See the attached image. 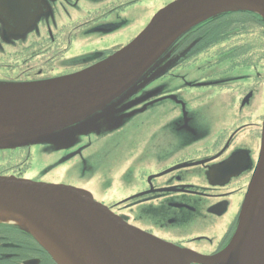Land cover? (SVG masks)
I'll return each mask as SVG.
<instances>
[{
  "label": "flooded vegetation",
  "instance_id": "1",
  "mask_svg": "<svg viewBox=\"0 0 264 264\" xmlns=\"http://www.w3.org/2000/svg\"><path fill=\"white\" fill-rule=\"evenodd\" d=\"M173 1L36 0L27 18L0 9V82L102 62ZM263 123L264 18L225 11L182 33L135 84L56 140L19 147L40 159L34 174L25 159L3 156L0 174L84 189L132 226L213 256L235 231ZM10 234L0 229V264H54L31 237Z\"/></svg>",
  "mask_w": 264,
  "mask_h": 264
},
{
  "label": "water",
  "instance_id": "2",
  "mask_svg": "<svg viewBox=\"0 0 264 264\" xmlns=\"http://www.w3.org/2000/svg\"><path fill=\"white\" fill-rule=\"evenodd\" d=\"M32 1L5 0L0 7L12 18H27ZM234 9L264 17V0H176L130 44L94 66L39 83L0 84V147L56 140L59 130L126 91L182 32ZM2 222L30 233L57 264H264V129L236 231L212 257L132 227L87 191L14 176H0Z\"/></svg>",
  "mask_w": 264,
  "mask_h": 264
},
{
  "label": "rangeland",
  "instance_id": "3",
  "mask_svg": "<svg viewBox=\"0 0 264 264\" xmlns=\"http://www.w3.org/2000/svg\"><path fill=\"white\" fill-rule=\"evenodd\" d=\"M32 150H33V148H32ZM4 151H8V150H4ZM4 151H3L2 154H1V152H0V163H3V162H4L3 157L6 158L8 161H9L10 159H13V158H19V160H21L22 158L25 157L24 153H22V154L20 155L19 150H18L17 156H15V157H10V156H8V155H7L8 152H4ZM2 156H3V157H2ZM39 160H40V159H39L38 157H31V158H29V164H31V165L29 166V174H34L35 171H37V170L40 168V163L38 162ZM25 161H26V160H25ZM14 164H16V163H13V165H14ZM23 168H24V166H23ZM18 171H22V170H21V169H17L16 172H18Z\"/></svg>",
  "mask_w": 264,
  "mask_h": 264
},
{
  "label": "trees",
  "instance_id": "4",
  "mask_svg": "<svg viewBox=\"0 0 264 264\" xmlns=\"http://www.w3.org/2000/svg\"><path fill=\"white\" fill-rule=\"evenodd\" d=\"M0 226H1L0 227L1 230H8L11 233L10 236H19V237H28V238H30V236L27 233L21 231L19 228L15 227V226L6 225V224L0 225ZM13 232H17V233L14 234ZM29 247L30 246H25V250H24L25 253H29V252L32 251L31 249H29Z\"/></svg>",
  "mask_w": 264,
  "mask_h": 264
}]
</instances>
